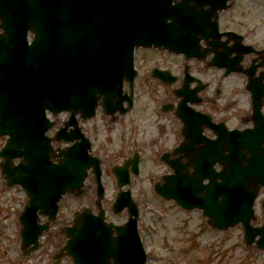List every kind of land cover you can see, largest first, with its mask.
Listing matches in <instances>:
<instances>
[{
	"label": "water",
	"instance_id": "water-1",
	"mask_svg": "<svg viewBox=\"0 0 264 264\" xmlns=\"http://www.w3.org/2000/svg\"><path fill=\"white\" fill-rule=\"evenodd\" d=\"M205 16L192 13L183 3L173 6L172 0H0V136H7L0 157L7 186L19 184L28 196L19 216L23 245L36 242L47 227L36 229V211L53 218L60 197L80 192L90 167L100 205L99 158L88 152L90 142L75 115H94L100 98L105 112H124L123 102L132 103V94H123L122 84L124 80L131 84L136 74L134 48L187 50L195 46ZM206 26L205 35L216 29L213 22ZM249 88L257 115L251 129L216 128V139L208 140L201 134L203 119L179 109L185 139L173 151L177 157L163 155L174 172L164 175L154 190L186 209L201 208L213 227L225 229L241 222L246 240L252 242L259 235L257 244L264 247V224L249 223L257 189L264 185V116L259 113L264 86L251 82ZM62 111L70 112V118L51 138L45 132L53 121L46 113L55 116ZM70 125L74 129L67 132ZM53 139L73 143L54 149ZM16 158L20 161L13 164ZM217 162L223 165L219 171L213 169ZM111 171L120 188L113 208L127 206L129 220L125 227H106L103 210L98 216L87 208L75 212V222L81 225L67 228L70 240L65 246L75 264H108L110 258L114 264L145 262L136 229L137 206L130 191L121 189L129 183L130 172L138 173V155Z\"/></svg>",
	"mask_w": 264,
	"mask_h": 264
},
{
	"label": "rangeland",
	"instance_id": "rangeland-1",
	"mask_svg": "<svg viewBox=\"0 0 264 264\" xmlns=\"http://www.w3.org/2000/svg\"><path fill=\"white\" fill-rule=\"evenodd\" d=\"M238 20L246 22V25L256 24L257 33L262 32L263 36L264 0H235L234 5L222 13L221 24L223 28H243L242 23L236 22ZM135 63L139 74L134 83V105L125 113L117 112L113 117L98 107L94 117L80 121L92 141V153L100 158L105 189L102 204L107 210V218L113 221L126 219V212L125 216L110 213L109 206L118 189L109 168L136 150L139 153V173L131 175L126 187L139 207L138 230L147 253V264H264V250L244 242L239 224L225 230L211 228L199 210H183L153 191V183L161 181L162 175L170 172L160 155L180 141L181 126L172 112L160 109L164 101L176 100L173 88L179 84L163 85L150 79L148 73L156 65L181 74L184 63L182 57L167 51L141 48L136 50ZM192 63L197 65L195 70L202 72L204 79H208L207 75L211 72L217 75L216 69L206 68L203 62L195 60ZM241 76H231L229 83L240 86L243 81ZM225 94L218 102L228 100L230 106L248 107L249 100L244 89L231 93L226 89ZM65 117L64 113L58 115L55 124L58 126ZM3 143L4 138L0 137V147ZM53 145L57 147L60 144L54 142ZM2 183L0 173V264H50L52 249L42 255L39 251H21L17 214L26 201L25 195L19 187H4ZM262 198L264 187L255 202V224L263 219ZM94 199L95 185L93 176L89 174L81 193L63 196L59 217L67 219L65 216H70L69 213L78 208L92 207ZM60 264H69V261L66 258Z\"/></svg>",
	"mask_w": 264,
	"mask_h": 264
},
{
	"label": "flooded vegetation",
	"instance_id": "flooded-vegetation-1",
	"mask_svg": "<svg viewBox=\"0 0 264 264\" xmlns=\"http://www.w3.org/2000/svg\"><path fill=\"white\" fill-rule=\"evenodd\" d=\"M220 20H222V16H220ZM236 22L240 24L242 23L244 25L243 28H239V29H245L247 27L246 22L242 20L241 22H239V20ZM236 22H232V23H236ZM234 28L237 29V27ZM255 28L256 27L252 25L251 31L249 33H247L246 30H243V33H241L242 34L241 42L251 44L255 50L253 52L241 54L240 64L242 68H251L253 65L262 61L263 62L262 67H258L256 70V72H258L264 70V41H263L264 34L262 36V32L257 33ZM228 37H229V41L227 43L229 45H232L233 47L237 43V39L234 38L232 34L224 37L223 39H226ZM235 53L236 51L234 52V54ZM196 66L197 65L192 63L191 66L189 67L190 71L196 77L202 79V77H200L202 75V72L196 71L195 70ZM218 70L219 71L217 72V75H214V73L207 75L208 76V79L206 80L207 85L202 90L203 92H201L200 94L201 99L199 100V102H197L194 105V107L197 110L208 113L213 121H223L227 125L241 124L244 121H248L250 117L249 116L250 113L247 114L246 113L247 111L245 109H242V107L236 106L235 104H232L234 105V107L230 106L227 104L228 100H226L224 103L218 102L219 100H221L222 97H224L226 89L229 92H231L234 91L237 87L236 84L231 85L229 81L227 82L228 76L225 75L224 69H218ZM196 84L198 83L194 81L190 85H196ZM44 220L45 219L42 218L40 222H43ZM52 227H56V226H51V228H49V230L46 231L45 234L40 236L39 238L40 243L38 244L35 251H39V254L41 255L42 253L46 254V252L50 251V249L55 250L59 248V245L63 244L65 240V238H63V240L59 239V230L58 229L52 230ZM49 245H51L50 248H48ZM48 255L50 256V254Z\"/></svg>",
	"mask_w": 264,
	"mask_h": 264
}]
</instances>
